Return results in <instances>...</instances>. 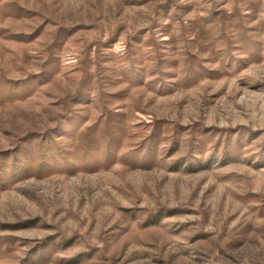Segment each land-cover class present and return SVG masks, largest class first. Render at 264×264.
<instances>
[{
	"label": "rangeland",
	"instance_id": "obj_1",
	"mask_svg": "<svg viewBox=\"0 0 264 264\" xmlns=\"http://www.w3.org/2000/svg\"><path fill=\"white\" fill-rule=\"evenodd\" d=\"M0 264H264V0H0Z\"/></svg>",
	"mask_w": 264,
	"mask_h": 264
}]
</instances>
